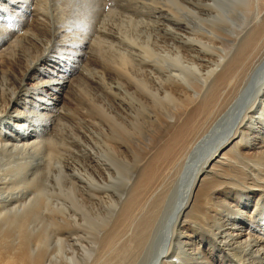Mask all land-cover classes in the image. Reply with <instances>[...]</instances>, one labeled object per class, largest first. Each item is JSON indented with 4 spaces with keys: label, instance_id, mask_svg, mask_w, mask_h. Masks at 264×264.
Masks as SVG:
<instances>
[{
    "label": "bare ground",
    "instance_id": "obj_1",
    "mask_svg": "<svg viewBox=\"0 0 264 264\" xmlns=\"http://www.w3.org/2000/svg\"><path fill=\"white\" fill-rule=\"evenodd\" d=\"M77 232L264 264V0H0V264Z\"/></svg>",
    "mask_w": 264,
    "mask_h": 264
},
{
    "label": "rangeland",
    "instance_id": "obj_2",
    "mask_svg": "<svg viewBox=\"0 0 264 264\" xmlns=\"http://www.w3.org/2000/svg\"><path fill=\"white\" fill-rule=\"evenodd\" d=\"M78 222L85 223L86 221L83 219H79ZM165 228L167 231V226ZM166 231L164 229L162 232L163 240L167 234ZM79 234L80 232L72 233L71 236L69 234H56L57 236L55 234H53V236L51 235L48 242V258L50 257L52 261L54 259L60 261V259L62 258L67 262V264H86V259L88 258L87 256H89L87 245L90 242H88L89 239L85 238L86 236L84 237V234L82 232L81 235ZM214 262L215 264H217V262L219 261L215 260ZM222 264L224 263L222 262Z\"/></svg>",
    "mask_w": 264,
    "mask_h": 264
}]
</instances>
